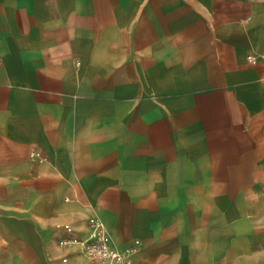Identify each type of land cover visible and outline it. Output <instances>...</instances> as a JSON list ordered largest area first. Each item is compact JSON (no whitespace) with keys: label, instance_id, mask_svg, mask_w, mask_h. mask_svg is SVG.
Listing matches in <instances>:
<instances>
[{"label":"crops","instance_id":"obj_1","mask_svg":"<svg viewBox=\"0 0 264 264\" xmlns=\"http://www.w3.org/2000/svg\"><path fill=\"white\" fill-rule=\"evenodd\" d=\"M264 264V0H0V264Z\"/></svg>","mask_w":264,"mask_h":264},{"label":"built area","instance_id":"obj_2","mask_svg":"<svg viewBox=\"0 0 264 264\" xmlns=\"http://www.w3.org/2000/svg\"><path fill=\"white\" fill-rule=\"evenodd\" d=\"M90 228L92 229V234L88 239L66 238L59 242L60 246L81 245L87 258L92 262L133 264L128 252L119 251L111 246L109 232L102 222L93 221Z\"/></svg>","mask_w":264,"mask_h":264}]
</instances>
